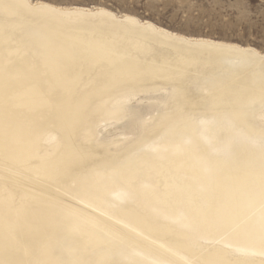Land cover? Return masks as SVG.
Returning <instances> with one entry per match:
<instances>
[{
    "label": "bare ground",
    "instance_id": "1",
    "mask_svg": "<svg viewBox=\"0 0 264 264\" xmlns=\"http://www.w3.org/2000/svg\"><path fill=\"white\" fill-rule=\"evenodd\" d=\"M0 264H264V54L0 0Z\"/></svg>",
    "mask_w": 264,
    "mask_h": 264
},
{
    "label": "rangeland",
    "instance_id": "2",
    "mask_svg": "<svg viewBox=\"0 0 264 264\" xmlns=\"http://www.w3.org/2000/svg\"><path fill=\"white\" fill-rule=\"evenodd\" d=\"M104 7L181 35L253 47L264 54V0H32Z\"/></svg>",
    "mask_w": 264,
    "mask_h": 264
}]
</instances>
